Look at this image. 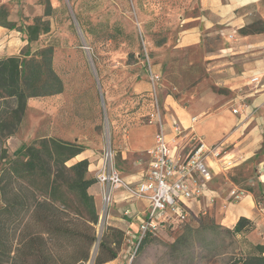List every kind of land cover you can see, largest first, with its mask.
<instances>
[{"label":"rangeland","instance_id":"rangeland-1","mask_svg":"<svg viewBox=\"0 0 264 264\" xmlns=\"http://www.w3.org/2000/svg\"><path fill=\"white\" fill-rule=\"evenodd\" d=\"M168 3V0H0L6 20L15 25L12 31L5 28L13 37L0 41V52L10 57L21 56L22 52L35 56L51 48L56 74L64 83L60 96L32 99L18 130L8 138L3 137L2 130L7 134L4 120L9 107L0 103V169L4 155L13 159L23 146L50 136L98 153L112 141L116 151L121 139L110 124L113 112L125 98V91L130 90L128 84L133 77L139 70L155 65L156 48L172 37ZM262 28L264 24L259 23L253 27ZM30 38L35 40L29 44ZM146 51L150 63L147 56L145 63ZM137 159L123 160L118 154L115 168L123 177L145 172L131 168L130 163ZM75 163L76 159L71 160L67 166ZM88 176H93L90 171ZM228 179L242 190L256 183L255 174L248 168L231 170ZM254 195L257 203H261L257 188ZM97 213V240L85 264H97L102 243L106 245L104 258L113 249L117 253L116 259L107 264L142 261L232 264L248 257L254 248L248 240L249 233L236 235L215 227L202 215L200 220L191 216L175 229L166 227L164 234L160 230L156 236L148 235L139 245L140 234L132 238L109 223L106 206Z\"/></svg>","mask_w":264,"mask_h":264},{"label":"crops","instance_id":"crops-1","mask_svg":"<svg viewBox=\"0 0 264 264\" xmlns=\"http://www.w3.org/2000/svg\"><path fill=\"white\" fill-rule=\"evenodd\" d=\"M168 1L173 34L165 45L156 48L152 70L159 77L157 92L170 148L175 157L185 159L190 154L192 132L210 146L223 143L239 157L234 169L248 168L256 180L248 187L251 192L242 190L228 179L231 170L225 172L211 164L212 180L201 198L190 202L189 218L200 220L201 215L205 216L213 226L229 232L239 219L248 218L255 226L248 240L264 247V31H242L264 24V0ZM11 37L0 26V41ZM0 57L10 56L0 52ZM256 78L260 80L253 84ZM149 81L148 73L139 70L128 87L135 93L145 92L150 88ZM192 118H198L197 124L193 125ZM173 121L185 131L182 138L175 139ZM157 131L156 124L138 126L115 146V154H121L123 160L139 158L130 163L131 168L145 171L125 177L119 172L133 188L149 174L151 157L147 152L155 146ZM102 152L85 149L76 158V163L89 161L93 179L101 167ZM255 188L261 203L256 201ZM107 189L95 183L89 190L97 210L106 206L103 197ZM233 191L243 196L236 199ZM149 207L148 200L137 199L126 189H116L106 207L109 223L136 238L141 223L148 218ZM178 226L162 223L160 230L164 234L167 228Z\"/></svg>","mask_w":264,"mask_h":264},{"label":"trees","instance_id":"trees-1","mask_svg":"<svg viewBox=\"0 0 264 264\" xmlns=\"http://www.w3.org/2000/svg\"><path fill=\"white\" fill-rule=\"evenodd\" d=\"M6 17V11L0 9V26L14 30L15 25ZM242 31L255 34L264 28L247 27ZM34 40L30 38L29 44ZM53 53L51 48H46L35 56L22 52L21 56L0 57V103L9 107L4 120L8 132L6 134L3 128V137L15 134L32 99L62 94L64 83L56 74ZM146 53L143 55L145 63ZM143 71L148 73V69ZM124 94L125 98L115 108L110 123L122 141L131 129L147 125L155 110L151 83L148 91L135 93L127 90ZM83 151L80 144L48 137L31 146H23L13 159L3 156L0 169V264L88 262L97 240L95 226L99 222L96 203L89 190L97 180L88 176V160L67 166ZM246 190L252 191L251 188ZM254 229L253 221L241 218L233 232L246 235ZM101 245L97 264L115 260L116 251L113 249L110 256L104 258L106 245ZM232 264H264V247L254 246L248 257Z\"/></svg>","mask_w":264,"mask_h":264},{"label":"built area","instance_id":"built-area-1","mask_svg":"<svg viewBox=\"0 0 264 264\" xmlns=\"http://www.w3.org/2000/svg\"><path fill=\"white\" fill-rule=\"evenodd\" d=\"M146 56L149 62L147 53ZM148 75L155 110L149 117L147 125H158L155 146L147 152L151 157L149 174L145 181L135 188L126 184L115 168L116 154L111 141L102 152V164L96 175L97 183L108 188L103 197L106 207L109 206L111 194L116 189H126L131 196L149 201L148 218L139 227L141 235L138 240L139 245L148 235L156 236L162 223L170 224L174 222L176 225H181L188 221L190 202L200 199L212 180L211 164L218 166L222 171L228 172L238 167L239 162V157L233 151L228 150L225 144L219 143L210 146L202 137L195 135L193 132L190 135V154L185 159L175 157L170 148V139L165 131V122L159 104L157 92L159 77L153 73L151 66H149ZM259 80V78H256L252 80V83L256 84ZM233 113L236 114L238 111L234 110ZM197 120L198 118H192L193 125L197 124ZM193 129L192 127L190 131H193ZM173 131L175 139L182 138L185 134L181 125L176 121H173ZM196 179L198 182L195 181ZM232 196L239 199L243 196V193L233 191Z\"/></svg>","mask_w":264,"mask_h":264}]
</instances>
